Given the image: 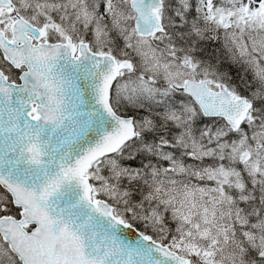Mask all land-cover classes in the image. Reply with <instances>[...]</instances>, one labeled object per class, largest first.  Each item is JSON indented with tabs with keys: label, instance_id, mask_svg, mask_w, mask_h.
Listing matches in <instances>:
<instances>
[{
	"label": "snow or ice",
	"instance_id": "snow-or-ice-1",
	"mask_svg": "<svg viewBox=\"0 0 264 264\" xmlns=\"http://www.w3.org/2000/svg\"><path fill=\"white\" fill-rule=\"evenodd\" d=\"M0 264H264V0H0Z\"/></svg>",
	"mask_w": 264,
	"mask_h": 264
}]
</instances>
